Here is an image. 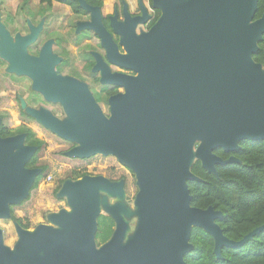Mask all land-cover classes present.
Returning <instances> with one entry per match:
<instances>
[{"label": "water", "instance_id": "1", "mask_svg": "<svg viewBox=\"0 0 264 264\" xmlns=\"http://www.w3.org/2000/svg\"><path fill=\"white\" fill-rule=\"evenodd\" d=\"M257 1L152 0V9L161 13L154 26L136 35L133 20L121 33L126 55L117 59L138 76L117 78L126 92L119 108L111 104L108 119L83 91V108L61 98L68 115L63 122L29 112L74 145L67 158L109 156L131 171L136 202L133 211L123 202H101V195L123 199L122 181L65 180L55 198L65 199L69 211L49 214L48 224L32 231L14 222L13 249L4 245L0 229V264H185L193 228L212 238L218 259L222 248H239L263 230L227 239L216 223L222 213L192 207L188 189L189 182H201L191 173L195 161L217 177L216 166L238 160H223L214 151L234 153L241 142L264 140V70L252 59L264 35V14L253 20ZM3 34L0 25V55ZM67 86L84 88L74 81ZM22 142V136L0 138V221L11 219L10 207L29 197L41 173L26 167L36 148ZM101 209L114 230L99 245ZM131 219L135 226L126 237Z\"/></svg>", "mask_w": 264, "mask_h": 264}, {"label": "flooded vegetation", "instance_id": "2", "mask_svg": "<svg viewBox=\"0 0 264 264\" xmlns=\"http://www.w3.org/2000/svg\"><path fill=\"white\" fill-rule=\"evenodd\" d=\"M83 2L90 10L80 7L78 0L64 3L38 0L35 5L13 10L4 2L0 6V25L5 39L1 45L3 54L0 55V138L22 136L24 147L36 148L30 160L38 159L45 141L44 134L54 135L29 112L40 113L43 120L51 117L63 122L68 120V115L61 98L69 105L83 108V92H88L103 117L108 119L111 104L119 108L121 96L126 92L117 78L138 76L134 69L126 68L117 59L126 55L120 43L121 33L127 32L133 20H136L133 23L136 35L147 33L161 15L160 11L152 9V0ZM258 6L261 11L253 20L263 16L264 0L257 1V12ZM252 59L264 70V35ZM71 81L84 88L73 90L67 86ZM60 141L66 145L63 155L74 146ZM238 152L224 153L225 160L237 159ZM27 168L41 170L35 182L42 180L44 171L38 164ZM103 177L110 182L122 181L125 198H103L101 195V202H136L137 187L131 171L117 164L107 168ZM131 191L134 195L129 198L127 195ZM18 219L27 228L19 226L29 230L28 225ZM109 219L112 234L114 222Z\"/></svg>", "mask_w": 264, "mask_h": 264}, {"label": "trees", "instance_id": "3", "mask_svg": "<svg viewBox=\"0 0 264 264\" xmlns=\"http://www.w3.org/2000/svg\"><path fill=\"white\" fill-rule=\"evenodd\" d=\"M45 1L50 2L41 0ZM58 1L64 3L68 0ZM259 11L258 6L255 18L259 16ZM239 147L236 154L239 162L216 166L217 177L203 170L199 162L193 163L191 173L201 182L188 183L191 206L202 210L212 207L221 212L222 218L216 223L229 240L239 241L259 227H263V230L239 248H222L221 258L218 259L213 253L212 238L201 229L193 228L190 236L193 250L184 256L185 264H264V140L241 142ZM214 154L223 160L227 158L221 150L214 151ZM35 162L36 158H33L27 167H33ZM40 168L43 171L46 169L44 166ZM83 176L86 174L72 171L67 179L77 180ZM62 183L60 181L57 184L53 195H56ZM36 186L37 182L30 193ZM17 206L10 207L11 220L22 226L21 220L14 216V208ZM97 223L95 240L100 245L109 239L112 222L103 213Z\"/></svg>", "mask_w": 264, "mask_h": 264}, {"label": "rangeland", "instance_id": "4", "mask_svg": "<svg viewBox=\"0 0 264 264\" xmlns=\"http://www.w3.org/2000/svg\"><path fill=\"white\" fill-rule=\"evenodd\" d=\"M4 4L11 10L16 7H28L29 4H37L38 0H0V6ZM45 141L43 148L38 154L35 164L44 166L46 169L43 172V178L37 183L35 189L29 195V200L22 205L14 208V216L21 218L25 225H28L29 231L41 224H48L46 217L51 213H57L60 210L69 211L65 199H56L53 195V190L60 181L67 179L72 171H78L88 176H104L107 173V168L117 166L119 164L113 157L96 155L87 160L71 159L62 154L65 151L66 145L57 137L50 134H44ZM120 165V164H119ZM123 167V166H122ZM125 168V167H124ZM127 169V168H126ZM134 191H131L127 197L131 198ZM125 198V196H124ZM123 198V199H124ZM115 202H108L114 204ZM130 211L134 210V202H123ZM103 210L101 209V215ZM135 226V220H130V231L126 233V237L130 236ZM132 227V228H131ZM0 229L3 234L4 245L13 249L17 242V235L13 226L12 220L0 221Z\"/></svg>", "mask_w": 264, "mask_h": 264}]
</instances>
